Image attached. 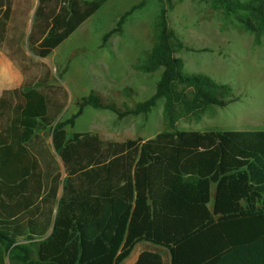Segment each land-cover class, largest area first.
Here are the masks:
<instances>
[{"label":"trees","instance_id":"trees-1","mask_svg":"<svg viewBox=\"0 0 264 264\" xmlns=\"http://www.w3.org/2000/svg\"><path fill=\"white\" fill-rule=\"evenodd\" d=\"M109 0H0V52L20 66L47 59ZM264 38V0H206ZM153 46L136 69L162 70L148 99L119 105L99 91L69 103L51 69L0 97V264H123L142 242L163 247L171 264H264V131H181L182 119L226 107L232 88L184 72L183 43L160 0ZM126 11L103 36L122 34ZM31 12L33 14L31 15ZM26 48V49H25ZM21 67V66H20ZM24 77L26 73L22 70ZM130 97L132 88L116 92ZM163 99V130L153 139L104 140L69 133L88 107L119 119L148 116ZM136 264H164L145 251Z\"/></svg>","mask_w":264,"mask_h":264},{"label":"rangeland","instance_id":"rangeland-1","mask_svg":"<svg viewBox=\"0 0 264 264\" xmlns=\"http://www.w3.org/2000/svg\"><path fill=\"white\" fill-rule=\"evenodd\" d=\"M28 1L20 0L17 21L26 20L29 33L32 20L24 16ZM171 1L170 26L183 43L176 56L183 60L184 72L204 74L220 84L229 85L232 88L229 100L238 99L226 107H215L202 118L182 119L177 124L178 129L188 132L264 131V38L256 45L253 34L240 28L234 20L225 18L222 12L215 11L209 1ZM31 2L36 5L38 0ZM140 4L142 7L127 19L123 33L113 35L104 44L105 33L116 26L126 11ZM161 7L160 0H109L47 59L28 53L30 59L20 60L21 67L12 61L19 71L18 82L11 70L2 68L0 87H8L0 91V97L5 90L20 87L25 79L31 81L41 76L44 73L42 65L46 64L54 78L52 83H56L58 71L68 67L63 80H57L69 93L64 118L74 111L76 99L92 91L103 93L106 99L119 105L125 102L134 105L148 99L156 91L162 70L144 73L136 66L152 49L154 26ZM1 54L8 56L6 46H2ZM127 87L133 89L130 97L116 94ZM163 103V99L159 100L148 116L123 119L111 111L88 107L75 128L68 132H91L111 141L153 139L163 130ZM146 246L162 249L161 254L167 261L170 259L167 250L147 242L140 244L136 252ZM5 264H11L8 257Z\"/></svg>","mask_w":264,"mask_h":264},{"label":"crops","instance_id":"crops-1","mask_svg":"<svg viewBox=\"0 0 264 264\" xmlns=\"http://www.w3.org/2000/svg\"><path fill=\"white\" fill-rule=\"evenodd\" d=\"M9 69V70H11L16 76H17V80H16V82H18L19 81V76H18V74H19V71L14 67V64H13V62H12V60H10V58L8 57V56H6V55H3V54H1L0 55V71H1V69ZM15 82V83H16ZM14 84V83H13ZM13 84H11V85H13ZM22 84V83H21ZM8 87V85H3V86H1L0 87V91L2 92L3 90H4V88H6V87ZM143 243V242H142ZM142 243H139L138 245H136V247H135V249L133 250V252H132V254L130 255V257L125 261L126 263H128V264H136V262H137V260H138V258H139V256H140V254L141 253H143V252H145V251H149V252H155V253H159V254H161L162 253V249L160 250H158L157 248H155L154 246H150V248H147V246H146V248L145 247H143V248H141V249H139L138 250V252H136V250H137V248H138V246L140 247V244H142ZM151 244V243H150ZM156 246V245H155ZM159 247V246H158ZM153 248H155V249H153ZM160 248H163V247H160ZM149 249H151V250H149ZM163 249H165V248H163ZM158 252H157V251ZM165 250H167V249H165ZM168 251V250H167ZM169 252V251H168ZM162 255V254H161ZM169 255H170V253H169ZM162 257H163V263L164 264H166V257L164 256V255H162ZM124 262V263H125ZM123 263V264H124ZM167 264H171V257H170V259L167 261Z\"/></svg>","mask_w":264,"mask_h":264}]
</instances>
